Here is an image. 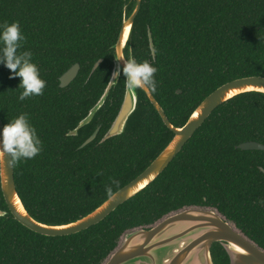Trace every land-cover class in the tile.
I'll return each instance as SVG.
<instances>
[{"label": "trees", "instance_id": "trees-1", "mask_svg": "<svg viewBox=\"0 0 264 264\" xmlns=\"http://www.w3.org/2000/svg\"><path fill=\"white\" fill-rule=\"evenodd\" d=\"M134 7L135 0H0V24L19 22L26 37L19 51L32 53L46 81L42 96L21 102V78H10L14 74L0 64L4 126L26 113L43 144L34 159L13 164L19 196L40 222L61 225L89 214L108 198L105 185L115 193L128 184L174 135L146 93L138 91L124 132L102 141L124 99L123 72L93 120L68 135L108 85L113 46L124 14ZM129 48L138 62L158 68L152 94L170 122L182 126L223 84L264 77V0H142L126 58ZM76 63L77 77L61 88L59 78ZM96 129L97 137L81 148ZM248 141L264 144L261 93L224 102L154 182L99 224L68 236H44L23 226L8 210L0 185V209L7 211L0 217V264H101L125 231L185 206L218 209L264 249V151L237 148ZM211 253L214 264H229L220 243Z\"/></svg>", "mask_w": 264, "mask_h": 264}, {"label": "water", "instance_id": "water-1", "mask_svg": "<svg viewBox=\"0 0 264 264\" xmlns=\"http://www.w3.org/2000/svg\"><path fill=\"white\" fill-rule=\"evenodd\" d=\"M141 2L142 0H135V7L131 14L128 17L124 14L117 42L113 46L115 52L120 50L125 53L135 19L141 9ZM148 36L150 45L154 46L150 30H148ZM98 61L100 62L97 64ZM98 61L91 74L96 71L103 60ZM113 63L112 73L119 67L122 75L124 62H118L114 57ZM79 71L80 65L74 64L59 78V86L67 87L75 80ZM118 82L106 86L102 96L90 109L89 114L68 135H77L80 128L93 120L96 113L105 104L111 89ZM250 92L264 94L263 76L242 77L218 87L195 108L186 123L179 127L170 122L153 94H146L164 124L173 132L171 141L145 170L114 193V199L107 198L92 212L70 223L50 225L36 220L24 206L17 191L14 166L10 165L11 157L0 156V185L8 210L23 226L44 236L61 237L87 230L102 222L120 205L154 182L220 105L240 94ZM177 93H181V90H178ZM137 103L138 91L130 94L125 89L120 110L102 141L124 132L130 116L137 108ZM4 127L0 118V143H2ZM98 132L99 129H96L80 147L91 143L97 137ZM237 148L246 151H264V144L248 141L239 144ZM5 215H7V211L0 209V217ZM215 243H220L223 246L229 257V264H264L263 248L247 237L234 222L227 219L218 209L204 206H185L164 215L153 224L125 231L120 236L116 248L101 264H214L211 249Z\"/></svg>", "mask_w": 264, "mask_h": 264}, {"label": "clouds", "instance_id": "clouds-1", "mask_svg": "<svg viewBox=\"0 0 264 264\" xmlns=\"http://www.w3.org/2000/svg\"><path fill=\"white\" fill-rule=\"evenodd\" d=\"M24 42H26V37L21 31L19 22L0 24V64H4L14 74L10 78H21L22 82L19 85V88L22 89L19 96L21 102L28 98L42 96L46 87V81L41 78L38 66L32 62V53L19 51ZM149 51L155 57L157 49L150 45ZM114 57L118 62H124L122 71L126 78L124 85L128 93L143 91L146 94H151L157 90L155 75L158 68L148 60L138 62L133 58L131 48L128 49L127 58L125 53L120 50L115 52ZM120 75L121 69L118 67L112 73L108 84L117 83ZM42 151V141L35 127L30 124L28 114L21 113L3 128L0 156H10V165L34 159ZM110 181L111 184L117 186L119 184L115 178H110ZM105 192L109 199L115 198L110 185H105Z\"/></svg>", "mask_w": 264, "mask_h": 264}, {"label": "flooded vegetation", "instance_id": "flooded-vegetation-1", "mask_svg": "<svg viewBox=\"0 0 264 264\" xmlns=\"http://www.w3.org/2000/svg\"><path fill=\"white\" fill-rule=\"evenodd\" d=\"M69 85H70V84H69ZM69 85H68V86H69ZM89 111H90V110H89ZM89 111H88V114H89ZM79 123H80V122H79Z\"/></svg>", "mask_w": 264, "mask_h": 264}]
</instances>
